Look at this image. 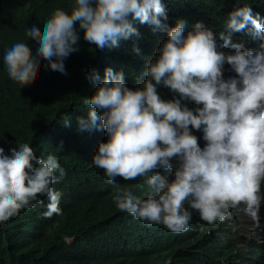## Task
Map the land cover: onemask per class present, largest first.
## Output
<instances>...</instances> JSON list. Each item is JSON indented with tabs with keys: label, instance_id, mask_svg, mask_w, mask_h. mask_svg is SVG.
Masks as SVG:
<instances>
[{
	"label": "clouds",
	"instance_id": "9594fccd",
	"mask_svg": "<svg viewBox=\"0 0 264 264\" xmlns=\"http://www.w3.org/2000/svg\"><path fill=\"white\" fill-rule=\"evenodd\" d=\"M168 19L163 0H73L70 12L56 8L39 26L32 20L18 26L31 42L26 47L24 38L11 40L4 70L19 81L43 58L45 68L66 75L64 61L78 50L80 30L100 49L139 36L136 22L166 33L154 56L145 58L135 89L111 67L102 79L95 69L86 74L95 91L78 125L103 129L107 137L91 163L112 185L117 177L144 178L145 197L135 194L143 187L136 184L116 187L113 201L146 224L187 231L190 209L209 224L229 218L232 209L256 220L264 203V17L245 3L228 13L219 33L202 21L189 27L177 18L170 26ZM241 31L257 48L233 42V33ZM132 51L140 54L135 44ZM226 63L236 74L227 79ZM158 86L174 93L172 98L163 99ZM60 122L70 126L67 114ZM193 129L202 132L203 147ZM64 175L53 153L38 157L28 142L9 153L0 144V221L43 204V197L48 200L43 215H59L62 192L54 185Z\"/></svg>",
	"mask_w": 264,
	"mask_h": 264
},
{
	"label": "trees",
	"instance_id": "16d2710c",
	"mask_svg": "<svg viewBox=\"0 0 264 264\" xmlns=\"http://www.w3.org/2000/svg\"><path fill=\"white\" fill-rule=\"evenodd\" d=\"M163 2L170 26L184 18L189 27L202 21L217 33L224 31L228 13L245 3L264 17V0ZM72 6L73 0H0V144L11 153L14 146L28 142L38 157L57 155L65 169L64 177L54 185L62 192L59 215H43L48 203L43 197V204L0 221V264H264V203L256 220L232 209L229 218L212 224L190 209L189 230L176 233L116 207V187L143 185L135 194L145 197L144 178L125 181L117 177L112 185L103 169L91 163L98 143L107 137L103 129L79 128L77 117H87L86 100L95 91L86 74L95 69L102 79L104 69L111 67L122 71L126 85L135 89L145 58L154 56L166 33H154L148 24L136 22L139 36L121 40L119 47L100 49L86 41L80 30L78 50L64 61L66 75L45 68L43 58L36 71L19 81L6 73L3 55L11 40L24 38L26 47L31 42V36L18 26L27 20L39 26L56 8L70 12ZM232 40L245 41L247 48L258 46L244 31L234 32ZM134 44L139 55L132 51ZM233 75L226 63L224 78ZM157 91L163 99L174 94L163 86ZM186 103L195 107L194 102ZM62 114L69 117L70 126L60 122ZM192 131L203 147L202 132Z\"/></svg>",
	"mask_w": 264,
	"mask_h": 264
},
{
	"label": "bare ground",
	"instance_id": "6f19581e",
	"mask_svg": "<svg viewBox=\"0 0 264 264\" xmlns=\"http://www.w3.org/2000/svg\"><path fill=\"white\" fill-rule=\"evenodd\" d=\"M167 263V262H166Z\"/></svg>",
	"mask_w": 264,
	"mask_h": 264
}]
</instances>
